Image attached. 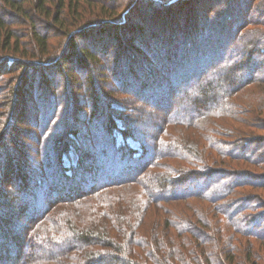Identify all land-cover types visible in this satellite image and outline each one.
I'll use <instances>...</instances> for the list:
<instances>
[{"label":"rangeland","instance_id":"1","mask_svg":"<svg viewBox=\"0 0 264 264\" xmlns=\"http://www.w3.org/2000/svg\"><path fill=\"white\" fill-rule=\"evenodd\" d=\"M97 1L99 5L95 6V14L101 18L114 16L117 25L102 33L99 26L111 20L96 21L98 26L90 31L88 38L78 39L80 47L72 59L70 56L69 62L56 54L52 57L42 55L41 49L31 44L29 36L33 27L27 18L7 23L8 26L13 25L20 45H23L21 50L30 52V58L14 57L11 52L0 50V264L25 261L34 242L32 235L40 230L47 218L53 216H79L78 223L83 231L92 224L103 227L109 223L143 235L142 230L147 225H143L138 216L168 214L165 216H171V219L179 216L200 224L202 218L197 215L201 211H204V216L210 215V226L205 228V232L211 238L206 245L211 240L215 239V242L210 243L206 250L213 249L217 262H221L218 257H223L222 261L227 264L230 262L224 257L226 252L221 251L227 243L233 244L229 254L233 257L236 254L239 264L249 262L248 249H255L254 254L257 253L252 263L258 258L264 262V242L240 232L233 233L235 229L229 227L215 209L220 197L217 200L215 196V204L176 199L163 201L157 206L146 204L147 193L135 183H123L98 194L90 193L94 188H103L109 178H118L138 166L139 162H145L147 143L152 145L160 133L159 129L165 127L167 135L162 136L164 139L183 140L195 157L209 161L208 166L237 174L234 179L214 176L212 189L215 183L224 184L230 180L238 186L234 188L232 201L246 197L255 203H264V167L249 160L250 157L255 161L264 156L261 152L264 150V111L259 108L264 84L235 94L230 99L232 107H228L232 116H222L221 113L206 117L193 128L166 127L165 123L167 116L177 110L183 115L181 117L187 116L189 108L194 109L192 100L201 97L196 91L198 85L187 96L183 94L187 87H181L182 83L175 85L177 91L171 93L173 84H167L174 82L178 74L174 75L169 70L183 69L180 63L174 66L172 62L177 63L179 56L184 62V54L189 52L193 57L195 52L194 61L197 62L198 57L202 66L210 64L209 60H204L205 54L200 49L204 45L207 55L215 48V38L219 35L215 33L219 27L215 20L217 14L228 10V7H232V17H226L223 23L226 26L223 27L222 38L230 40L229 49L245 50L246 39L237 41L233 31L242 23L243 26L248 21L264 20V0H156L150 4L147 0ZM101 6L107 11H103ZM90 9L91 5H87L86 10L89 12ZM125 22L126 26L119 25ZM39 26L42 35L50 41L48 46L60 44V50H65L67 37H59L54 27ZM190 33L197 35L191 46L184 42ZM84 47L95 56L93 59L85 58ZM39 54L40 60L33 57ZM256 60L261 61L260 57ZM241 70L247 73L244 68ZM259 70L264 71V65ZM208 74L206 72L203 79ZM203 79L198 82L202 84L200 86H204ZM181 99V105L174 107ZM169 103L171 106L168 108ZM60 138L64 145L54 154L52 148ZM216 142H219L217 146L214 145ZM223 142L230 144L229 151L233 150L244 159L224 156L220 152ZM117 146L125 150L117 151ZM130 149L134 150L131 154ZM167 160L158 162L162 165L172 163L176 167L181 164L190 171L201 169L193 156L186 161ZM245 173H249L248 176L240 175ZM191 185H196L192 189L198 191L197 180H192ZM80 192L83 194L81 198L88 193L87 203L77 208L73 204L80 199L77 197ZM109 193L111 195L107 198ZM56 197L61 199L58 203L62 202V205L57 203L49 212L50 201ZM260 212L264 213V209ZM104 216H114V219L107 222ZM120 216L131 217L132 225H128L129 220L121 223ZM168 233L170 235L164 240L168 246L171 240L176 244L181 241L175 239L177 231L174 227L170 226ZM48 252L45 249V253ZM143 261L151 262L147 258Z\"/></svg>","mask_w":264,"mask_h":264},{"label":"trees","instance_id":"2","mask_svg":"<svg viewBox=\"0 0 264 264\" xmlns=\"http://www.w3.org/2000/svg\"><path fill=\"white\" fill-rule=\"evenodd\" d=\"M96 1L97 0H0V50L9 51L14 57L16 55H21L22 58L27 56L30 58V52L23 49L21 50L23 45H20V39L17 34H15L13 25L8 26L7 24L10 21H19L20 19L17 18L25 17L32 22L31 27H33V32L29 36L31 38V44L37 49H41L42 55L48 54L47 57H52L56 54V56H60L65 62H69L70 56L72 59V56L77 53V49L80 47L77 42L78 39L82 38L86 40L91 34L90 31L93 28H97L98 24H96V21L99 19L111 20L110 22H102L103 24L99 26L101 27L102 33L106 32L110 27L117 25L115 24L117 19L115 20L114 16L101 18L95 14V6L98 7L97 5H99ZM147 1L150 4L156 0ZM159 1L164 2L165 0ZM237 3L239 2H236V4ZM87 5H91L89 12L86 10ZM102 5H104V3H102ZM101 8L103 11H107V8L103 6H101ZM2 10H4V12H2ZM226 17H232V7H228V10L221 11V13L217 14L215 23L219 27L215 30V33H219V35L215 38V43L217 42L215 48L210 54H207L209 56L206 55V48L204 49V45L200 49L201 53L205 54L203 55L205 58L204 60H209L210 64L202 66V62L198 63L200 60L198 57H196L198 61H194L195 52L192 54L193 57H190L189 52L187 53L189 56L184 54V58H186L184 62L179 56L177 63H170L174 66L180 63L179 66L183 68L180 69V71L173 69L169 70L173 72L174 75L178 74L176 79L174 78V82L167 84L168 86H172L171 84H173V92L171 93L177 91L175 85L182 83L183 85H181V87H187L186 91H183V94L187 96L197 87L196 85H198L196 91L201 97L192 100L194 109L189 108L190 113L186 114L187 116L181 117L183 115H181L179 110L172 114L170 113L165 121L166 127L186 126L188 128H193V126L199 124L202 119L206 117L217 116L221 113L222 116L225 114H228L227 116H232L230 115L232 111L228 109L229 106L232 107L233 105L230 99L235 94L243 92L251 86L264 84V71L259 70V67L264 65V20H258L256 22L248 21L243 26L242 23L237 30L233 31L237 41L243 38L246 39L245 50L239 52L236 48L229 49L228 47L231 46L229 45L230 40L222 38L224 32L223 27L226 26L223 23H225ZM39 24H43L44 28L51 27L52 29L54 27L53 29L58 32L59 37H67L66 41H68V43H66L67 47L65 50H60V44H58V46L53 44L48 46V42L50 41L42 35L43 31L40 29L41 27ZM126 24L127 22L120 23L119 25L122 27L126 26ZM194 37H197V35L190 33L189 36L184 38V42L186 41L185 45L191 46L196 40ZM83 54L85 58L89 60L95 57L91 55L90 51L85 47L83 49ZM33 57L40 60V54L34 55ZM259 57L261 61L256 60ZM242 67L247 71L246 74L241 72V69H243ZM252 71L253 73L250 75ZM206 72L209 74L203 79ZM200 79L204 80V86H200L202 84L198 83ZM219 91L221 92L220 94ZM261 94L262 100L259 101L261 102L259 108L262 107L264 111L263 89ZM182 101L183 99L179 100L178 105L176 104L174 107L180 106ZM170 106L171 103L168 104V108ZM159 132L158 135L160 134V136H156L152 145L147 143V158L145 162H139L137 164L138 166L125 172V174L118 178L111 176L113 178L107 180L106 183L108 184L104 185L103 188H94L90 193L98 194L101 191L103 192L121 186L123 183H135L141 186L144 192L147 193L145 196L146 204L157 206L163 201L176 199L203 200L209 204H215V196L217 200L218 197H220V202L216 203L215 209L229 223V227L235 229L233 233L240 232L248 238H256L264 242V213L260 212L261 209H264V203H255L254 200L252 201V199H247L246 197H243V199L240 198L241 200L238 201H232L231 198L235 195L234 188L236 189L238 186L230 182V180L228 183L224 184L220 182L215 183V188H211L213 183L211 180L214 176H221L223 179H225V177L234 179L237 174H232L231 171H225V169H215V166H208L207 164L209 161L207 159L202 160L200 157H195L184 145L185 142H183V140L179 142L168 138L164 139L162 136L167 135L165 127L162 129L160 128ZM211 139L214 138L211 137ZM217 143L219 142L214 143V145L217 146ZM62 145H64V141L60 138L58 142H56V146L54 145V149L52 148L54 154L57 150H61L60 147L62 148ZM229 146L230 144L228 142H223L221 144L220 152L224 154V156L244 159V157L234 154L233 150L229 151ZM239 148L240 147H238V149ZM115 150L124 151L125 148L122 146L118 148L117 146ZM131 150L132 149H130V154L134 151L132 150L131 152ZM231 152L233 153L232 155H230ZM261 152L263 153L264 150ZM54 154L51 155L54 156ZM116 155H118V153H116ZM192 156L194 159H197L194 161L199 163L201 169L190 171L181 166V164H178L179 167H176L172 163H165L162 165L158 162L161 160L164 161L165 159H169L167 162L171 160L186 161ZM250 158L249 160H251V162L253 161L257 166L261 168L264 167V156L262 158L258 157L255 161L252 160V157ZM71 168H73V166H71ZM226 173L227 175L225 176ZM248 174L249 173L240 175L248 176ZM192 180H197L198 191L192 189H195L196 186L194 185L193 187L191 185ZM224 182H226V180H224ZM220 187H223V189H220ZM87 194L81 198L80 196H83V194L80 192L77 197L79 196L81 200L75 201L73 206H82L83 203H87ZM110 195L109 193L107 198ZM56 198H54V201H50L49 212L57 206L56 204L59 200L61 201V199ZM70 201L73 200L70 199ZM221 201L223 202L221 203ZM59 203L58 205H62V202ZM198 213L197 216H201L202 218V220L199 221L202 226L196 221L181 219L179 216H173L174 219H171V216H165L168 214H164V216L141 217L138 216L139 213L137 211L136 214L139 220L141 221L142 219V222H144L143 225L145 223L147 225L145 230H142L143 235L134 233L133 229L127 231L125 228H120L118 224L113 227L109 223L103 227L98 224H92L83 231L81 224L78 223V219H80L79 216H53L47 218L45 220L47 222L44 221V223H42L40 230L32 235L31 239L34 240V242L30 245V256L25 259V261L14 264H227L222 261L223 257H218V260L221 262L216 261L217 259L215 258V252L212 251L213 249L206 250L210 243L213 241L215 242L214 239L209 241V244L206 245L211 238L210 234L205 232V228L210 226V222L208 221L210 215L204 216V211ZM207 213L210 214L209 209ZM120 218H122L120 220L121 223L129 220L130 223L128 225H132L133 219L131 217L124 218L120 216ZM111 219H114V216H104V220L107 222ZM174 220L180 222H174ZM170 226L174 227L177 231L175 239L181 241L176 244L175 240H171V245L168 246L164 240L170 235L168 233V228ZM153 231H157V233ZM182 236H184L183 239H181ZM230 237L231 236H228V238ZM204 244L205 246H203ZM246 244L249 248L250 242ZM162 245L165 247L163 248ZM225 245L226 246L222 248L221 251L226 252L227 255H224V257L230 261L228 264H239L238 259L235 257L236 254H233L234 257L229 254V249L234 248L233 244L227 243ZM45 249H48L50 252L46 254ZM252 250L253 249L247 250L250 253L247 257V261L249 262H246V264H264V262L260 260L261 258H258V260L255 259L253 263L251 262L253 257L257 255V253L254 254L255 249ZM146 258L151 262L143 261Z\"/></svg>","mask_w":264,"mask_h":264}]
</instances>
